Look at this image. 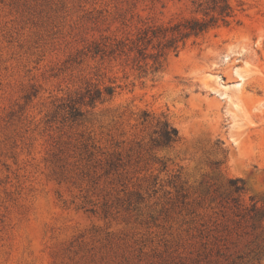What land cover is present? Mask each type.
Masks as SVG:
<instances>
[{
	"label": "rangeland",
	"instance_id": "obj_1",
	"mask_svg": "<svg viewBox=\"0 0 264 264\" xmlns=\"http://www.w3.org/2000/svg\"><path fill=\"white\" fill-rule=\"evenodd\" d=\"M228 1L151 73L199 0H0V264H264V0Z\"/></svg>",
	"mask_w": 264,
	"mask_h": 264
},
{
	"label": "trees",
	"instance_id": "obj_2",
	"mask_svg": "<svg viewBox=\"0 0 264 264\" xmlns=\"http://www.w3.org/2000/svg\"><path fill=\"white\" fill-rule=\"evenodd\" d=\"M199 1L198 12L202 17L188 19L166 29L157 27L143 31V35L138 38L139 44L136 49L140 58L139 69L146 68L149 65L148 59H151L153 61L150 66L151 73L159 72L163 66L162 58L170 52L177 55L189 38H198L221 26H228L235 17V11L228 0ZM149 47L155 52H149ZM96 53H99L98 50ZM106 92L108 95H113L114 88H106ZM97 93V98H102V92ZM173 131L174 135H177V131ZM165 138L168 142L172 140V136L167 131Z\"/></svg>",
	"mask_w": 264,
	"mask_h": 264
}]
</instances>
